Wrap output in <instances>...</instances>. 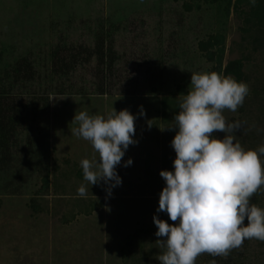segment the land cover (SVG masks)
Wrapping results in <instances>:
<instances>
[{"label": "rangeland", "instance_id": "obj_1", "mask_svg": "<svg viewBox=\"0 0 264 264\" xmlns=\"http://www.w3.org/2000/svg\"><path fill=\"white\" fill-rule=\"evenodd\" d=\"M226 1L214 13L215 0H0V58L28 57L39 75L36 81H20L13 91L17 101L28 105V93L49 94L37 119L30 114L22 121L39 124L33 136L42 137L41 149L28 146L18 127L19 146L0 172V264H160L166 249L155 235L153 216L176 223L156 211L165 186L159 173L172 171L175 158L170 145L175 129H160L173 125L193 72H216L249 86L243 105L223 114L242 123L235 135L245 150L264 146V27L246 25V16L233 6L225 14ZM113 22L115 28L107 26ZM101 23L114 35L112 51L118 57L115 78H106L103 86L106 68L96 55L87 57ZM211 36L221 38L212 48ZM56 49L67 60L70 53L79 60L61 76L51 72ZM161 55L166 64H160ZM235 60L240 61L237 74H226ZM102 87L107 93H98ZM113 108L138 117V143L123 158L133 163L117 167L122 184L110 196L101 182L88 185L87 197H79L77 190L86 183L80 162L96 153L90 142L71 134L74 115L87 111L107 117ZM251 203L264 208V187ZM213 259L264 264V241L245 240L227 258L202 254L196 264Z\"/></svg>", "mask_w": 264, "mask_h": 264}, {"label": "clouds", "instance_id": "obj_2", "mask_svg": "<svg viewBox=\"0 0 264 264\" xmlns=\"http://www.w3.org/2000/svg\"><path fill=\"white\" fill-rule=\"evenodd\" d=\"M249 3L255 6L257 0ZM189 86L173 125L160 129L176 131L170 142L175 152L173 170L159 173L165 186L156 210L176 223L153 216L155 235L166 249L158 257L160 264H196L205 253L227 258L245 240L264 241V208L251 203L264 187V146L245 150L235 135L242 123L229 122L223 114L243 105L249 86L216 72L191 73ZM140 115H146L142 106ZM137 118L127 109L114 108L107 117L87 111L74 115L72 123L77 126L71 134L90 142L96 153L80 162L86 183L78 188L79 197H87L88 185L103 182L110 196L122 184L117 167L129 146L138 143ZM216 132L224 133L223 138H217ZM132 163L129 158L122 166Z\"/></svg>", "mask_w": 264, "mask_h": 264}, {"label": "trees", "instance_id": "obj_3", "mask_svg": "<svg viewBox=\"0 0 264 264\" xmlns=\"http://www.w3.org/2000/svg\"><path fill=\"white\" fill-rule=\"evenodd\" d=\"M215 6L218 8L214 11V13H219L218 10L222 8L221 0H215ZM227 6L224 8L225 14H229L230 7L233 6V9L238 13L246 16L244 19L247 21L246 25H263L264 27V0H257L255 6H252L249 3V0H227ZM247 7V8H245ZM253 19V21H252ZM115 23H110V28H115ZM106 24L101 23L95 30V45L91 51L88 52L87 57L90 58L92 55H96L98 65L104 66L107 72V75H103L101 85L106 84L105 79L113 80L115 78L114 72L115 68H113L116 63L118 57L112 51V46L114 43V35L109 31V29L105 30ZM108 28V27H107ZM117 29V28H116ZM220 37L211 36L208 41V45L210 47H214V45L221 42ZM220 48V47H219ZM68 51V49H67ZM210 53V51H209ZM1 54V52H0ZM52 70L51 72L61 76L64 73V70L72 69L73 65L79 63L78 55L76 53H70L68 60L65 57L66 55L58 54V49L52 52ZM212 53L209 54V56ZM220 56V54H217ZM1 57V55H0ZM213 56H210V58ZM158 60V59H157ZM160 64H166L165 55L159 56ZM158 63V62H157ZM188 64V63H187ZM240 69V61L235 60L228 63L225 67L226 74H237L236 72ZM104 73V72H103ZM117 79H122L120 75ZM112 77V78H111ZM117 77V76H116ZM121 77V78H120ZM39 78V75L36 74V71L33 66V62L28 57L20 56L16 58L13 62H5L2 58H0V172H3V168L5 165H8L12 162L14 158L13 148L19 146V128L26 133V142L27 145L35 144L38 148L41 149V141L42 137H34L33 134L39 131L38 128L34 127L31 123H24L23 120L26 118V115L32 114V119H37V116L40 112L44 111L45 108L49 105V94L44 93L38 94L35 91L28 93L26 96L29 98V104L24 105L17 101V94L13 91L19 87L20 81H36ZM127 78V77H126ZM104 80V81H103ZM132 79H129L131 82ZM127 81V80H126ZM115 83V82H114ZM110 82V85L114 84ZM129 90H127L128 92ZM59 94H63V89H59L57 91ZM99 94L107 93L104 87L98 92ZM21 96V95H19ZM16 97V98H15ZM28 103V102H27ZM23 106V108H22ZM30 109V112L25 113V111ZM25 113V114H24ZM33 138V139H32ZM25 145L24 149H28L29 147ZM43 153H40V157H42ZM39 160V158H38Z\"/></svg>", "mask_w": 264, "mask_h": 264}]
</instances>
